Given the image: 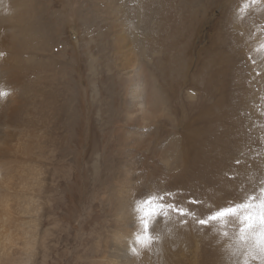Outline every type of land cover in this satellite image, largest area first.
Here are the masks:
<instances>
[{
  "label": "rangeland",
  "instance_id": "374dc122",
  "mask_svg": "<svg viewBox=\"0 0 264 264\" xmlns=\"http://www.w3.org/2000/svg\"><path fill=\"white\" fill-rule=\"evenodd\" d=\"M79 1L83 3L81 7L70 1L73 6L69 5L62 10L60 5L63 1L56 0L54 13L50 11L53 24L57 25L61 21V12L65 19L63 37L66 41L53 49L54 54L56 57L61 56L71 60L67 62V68L63 73L64 82L61 84L60 80L59 89L55 90L56 96L61 100L60 93L64 91V100L75 97L73 103L78 106L74 105L72 109L78 114L77 121L82 120L78 124L74 121L75 127L68 155L69 163L74 157V163L70 164L72 168L70 172L73 175L61 188V192H58L59 198L66 194L65 200L57 210L56 216H61L59 225L52 223L49 217L48 222L52 224L45 227L52 229L48 231L53 238V242L49 244H61L58 250L66 249L67 255H61L56 251L53 254L49 253L51 256L49 259L57 256L58 264L104 263L106 256L111 252L108 237L116 224L112 214L118 212L120 203L117 200L121 189L115 184L117 180L132 175L137 187L134 186L135 193L130 197L128 204H125L127 214L130 216L129 222L132 220L137 223L135 217H131L132 199H141L146 206L149 199L154 205L164 206L163 211L158 207L146 217L148 228L146 231L141 230V234L147 238L145 241H147L146 251L149 253V259L140 260L141 262L137 264L144 262V264H164L163 261L168 259L171 263L166 261L165 264H221L218 245L215 243L217 238L208 234L209 224L212 221L198 225L199 220L204 217L207 220L209 216L215 214V211L222 210L225 206L236 207L238 212L232 215L231 219L239 232V229L245 227L241 219L244 215L251 214L258 217L264 211L261 208L264 204V17H261L264 14V0ZM72 7L75 10L79 9L78 14L72 13ZM75 23L79 31L73 27ZM131 27L137 28L140 32L131 31ZM113 28H117V31L122 29L123 34L130 39L122 44V52H119L118 39ZM57 39L55 36L56 42ZM80 39L82 43L79 46L74 45ZM75 51H79L77 55ZM132 62L144 63L147 72L151 71L149 72L151 77L153 79L158 77L157 85H160L158 89L165 110L163 118L156 122L157 127L155 125L153 127V123L145 121V118L139 119V124L131 123L132 121L129 120L126 125H122L130 131V141L141 136L144 130L138 128L141 123L149 127L148 132L151 135V138L143 139L144 145L140 146L139 150L133 152L129 149V155L133 152L129 157L133 163L130 162V166H126L125 157L128 154L124 151V156L120 157L123 133L122 126L119 127L118 122H122L125 117L121 111L123 102L121 100L129 98H125L126 92L120 82L126 78V68ZM211 62L214 63L212 67ZM24 66L25 86L34 92L37 88V71L32 70L26 62ZM91 66L94 67L95 72L91 70ZM56 82L58 80H54L55 86ZM94 83L97 84L98 97H94ZM208 93L213 96L210 98ZM45 107L48 109V104H45ZM67 109L70 110L71 106ZM53 128L52 126L50 138L43 148L49 160L41 164L45 171L62 177L65 173L63 162L56 164L55 159H52L57 138ZM175 153L181 156V160ZM78 154L82 156L78 158ZM162 156L165 157L164 160ZM97 159L100 162L102 176L101 179L93 180L92 178H95L93 165L96 164ZM169 159L171 161H167ZM112 160L116 165H113L116 179L115 184L111 181L108 185L102 182L106 179L107 168L104 171L102 168L106 162L110 163ZM168 162L173 164L170 165ZM55 184L50 185L52 189L55 188ZM105 197L110 200L109 204L105 203ZM190 199L195 200L192 202ZM204 199L206 200L203 201ZM111 200L116 205H113ZM240 205H250V207L240 208ZM173 206L176 208L174 209ZM189 206L192 208L190 209ZM181 211L187 214L185 215L184 212V216L179 214ZM196 215L199 220L195 219ZM174 220L178 222L175 223ZM182 220L186 221L185 224ZM192 220L198 222L197 225L195 222L192 223ZM171 221L175 227L170 224ZM188 222L190 223L186 226ZM180 224L190 231H185L186 234L184 233L181 238L186 237L184 241L190 239L191 242L177 241L182 229L185 230ZM171 225L172 229H169ZM191 228H194L193 231ZM198 230L200 233L197 234ZM173 231H176L177 235ZM157 233L160 234V239L153 238ZM170 234L175 236L171 239L174 240V244L169 240ZM201 237L207 242L203 243Z\"/></svg>",
  "mask_w": 264,
  "mask_h": 264
},
{
  "label": "bare ground",
  "instance_id": "6f19581e",
  "mask_svg": "<svg viewBox=\"0 0 264 264\" xmlns=\"http://www.w3.org/2000/svg\"><path fill=\"white\" fill-rule=\"evenodd\" d=\"M61 1H63V3L60 5V7L63 8L62 10H65L69 5L73 6V4H75L78 6H80V5L82 6V4H83V3H80L79 0H61ZM70 1L73 2V4H71ZM258 3H260V2L258 1ZM56 6H57L56 0H0V53H3V56H0V92H3V95H0V264H58L56 262V260H58L57 256H54L52 259H49V257L51 258V256H49V253L53 254L57 251V253H60L61 255H64V256L67 255L66 249H65V251H59L58 250V248L60 247L61 244H58V245L49 244V243L53 242V238H52L51 234L48 232L49 230H52V229H45V227L47 225H50L52 223H56L58 226L59 222H60L59 219L61 216L60 217L56 216L57 210L62 205L63 200H65L66 194L64 196H62L61 198H59L58 192H61V190H62L61 188L64 186L65 183H68L67 182L68 179L71 180L72 175H73L70 172L72 170L70 164L74 163L73 162L74 157L71 158L70 163H69L68 155L70 154L69 149H70L71 144H72L71 143L72 138H73L72 133H73L74 127H75L74 121H77L76 116L78 115L77 113L75 114L73 112V109H72L74 105H77V104L73 103V100L75 99V97H71L69 99L64 100V96H65L64 91H62V93H60L62 95L61 100L58 98L59 96L58 97L56 96L55 90H56V88L59 89V86H58V84H60L59 81L61 80V84L64 82L63 73H64V70L67 68V62H71V60H69L65 57H61V56L56 57L54 54V51H53V49H55L57 47V45L64 44L66 41V39L63 37L65 34V32H64V30H65L64 14L61 12L62 16L61 15L60 16L62 18H61V21L59 23H57V25H55V23L53 24V22L51 21L50 11L52 10L54 13V7H56ZM72 10H73V12H72L73 14H78L77 11L79 9L75 10L72 7ZM82 11H81V13H83ZM239 17H241V16H239ZM261 17H264V14H262ZM233 24H231V25H233ZM74 25L75 26H73V27L75 28V30L79 31L78 25L76 23ZM158 28H160V27H158ZM116 29H114V30H115V34L117 35L118 44H119V52H120L122 44H125L130 39H128L129 38L128 36L123 34L122 29H120L119 31H117ZM131 31H137V33L140 32V31L138 32V29L135 27H131ZM143 32L145 33L147 31H143ZM55 36H57L58 42L55 41ZM140 37H141V35H140ZM81 43H82V41L80 39L74 45L79 46V44H81ZM147 51H149V49H147ZM78 52L79 51H75L76 55L78 54ZM256 52L257 53L259 52L258 49L256 50ZM131 60H133V59H131ZM25 62L31 67L32 70L37 71V77L36 78H38V81L36 82L37 88H36V90H34V92L33 91L31 92V90H29L25 86V83H24V79H25L24 63ZM208 62H209V60H208ZM220 63H222V62H220ZM203 64H205V63H203ZM213 64L214 63L211 62L210 66L212 67ZM203 67H205V66H203ZM217 67H219V66H217ZM148 68H149V66H148ZM126 69H127L126 73H125L126 78L122 79V82H120V83L122 85L123 90H125V92H126V93H124L125 98L128 97L129 99H124V100L122 99L121 100V101H123L121 103V111H122V114L125 115V117L123 118L122 122H118V124L120 125L119 127H121L123 124L126 125L129 122V120L132 121L131 123L139 124V119H141V118H145V121H150L151 123H153V127H155V126L157 127L156 122L158 120H160L161 118H163L162 115H164V110H165V106H164L160 91L158 89V87H160V85L159 84L157 85V78L158 77H155L153 79L150 75L151 71H149L150 73L147 72L148 69L144 63L138 64V62H132V64H130L129 67ZM91 70L93 72L96 71L94 69V67H92V66H91ZM74 71L75 70L73 69V72ZM54 80H58V82H56V86L53 84ZM97 80H98V77H97ZM93 89H94V97L95 96L98 97L99 93H98L96 83L93 84ZM99 90H100V88H99ZM208 95L210 98L213 96L210 93H208ZM191 98H194V97L191 96ZM221 98H219V99H221ZM52 101H53V103H52ZM45 104H48V107H49L48 109L45 107ZM129 105L131 107H128ZM68 106H71L72 110L71 109L68 110L67 109ZM75 110H77V107ZM129 117H130V119H128ZM81 120L79 119L80 123H81ZM79 121H77V124L79 123ZM52 126L54 127L53 130H54L55 134L57 135L55 147H54V150L52 152V154H53L52 159H55L56 164L63 162V164L65 166V173L62 177L61 176H54V173L49 172V171L48 172L45 171L42 168V164H41V163L44 164V162H47L49 160V157L44 154L43 148L45 147L47 141L50 138ZM77 127L80 129L79 126H77ZM138 128L144 129L141 133V136L137 137L136 139L133 138L134 140L130 141V139H129L131 137L130 131L126 130V128L123 126L121 127L122 133H123V138H122V142H121L122 152H120V157L124 156V153H123L124 151L126 154H128L129 149H131L133 152H135L137 149L139 150L140 146L144 145L142 143L143 139L144 138H151L150 132H148L149 127H145V123H141L138 126ZM56 147H58V149H56ZM156 148H158V147H156ZM182 149H184V148H182ZM158 151L160 152V150H158ZM195 151H192V152H195ZM107 152H108V150H107ZM132 153L130 155L128 154V156L125 155L126 156L125 159H127V161L125 163L126 166H130L129 165L130 162L133 163V161L131 159H129V157L132 155ZM197 153H198V151H197ZM175 154L179 157V160H181V156L178 153H175ZM107 155H108V153H107ZM81 156L79 155L78 158ZM194 156H195V154H193V157ZM194 158H196V157H194ZM199 158H200V156H199ZM162 159L164 160L165 157L162 156ZM173 159L176 161L175 155H173ZM192 160H193V158H192ZM167 161H171V159H169ZM99 163L100 162L97 159L96 164L93 165V171H94L93 173H95V175H93V176H95V178H92L93 180H98L97 178L101 179L102 171L100 170V164ZM171 164H173V163H171ZM196 164H198V163H196ZM113 165L116 166L114 163V160H112L110 163L106 162V164L102 168L103 171L105 168H107L106 179H103L102 182L104 181L108 185L110 184L111 181L115 184L116 171H115V173H113V171H114ZM125 165L123 166V168L125 167ZM172 166H174V165H172ZM175 167H176V165H175ZM179 168H180V166H179ZM167 169H168V167H167ZM81 171H83V170H81ZM184 171L182 170V172H184ZM146 173H148V172H146ZM151 175H153V174H151ZM147 176H149V175H146V177ZM151 177H153V176H151ZM79 178H80V176H79ZM86 180L88 181V179H86ZM145 180H147V179H145ZM150 180L151 179H149V181ZM134 181H135L134 177L132 175L131 176L128 175L127 177H124V179L117 180V182L115 184L116 187L121 189L120 190L121 192L119 191L120 194H119L118 200H117L120 203L118 205V212H115L116 211L115 210L114 211L115 213L112 214L116 224L113 227L112 232L110 233V235L108 237L111 252H109L110 255L106 256V259L104 260L103 264H137L140 260H142V261L147 260L148 261V259H149V253L146 251V248H147L146 242L147 241L144 240L145 242H143V244H140V243H137V241L135 239L136 235L141 234L142 229L134 221L131 220L129 222L130 216H129V214H127V210L125 209L126 208L125 204L129 201L130 197L135 193L134 186L137 187V185ZM54 183H56L55 188L52 189L51 184H54ZM70 183H72V182H70ZM79 183H80V181H79ZM98 183H100V182H98ZM192 183H194V182H192ZM192 185H194V184H192ZM146 186H148V185H146ZM168 187H169V185H168ZM171 187H172V185H171ZM192 187H194V186H192ZM161 188H162V186H161ZM234 188H236V187H234ZM229 189H228V191H229ZM116 191H118V190H116ZM72 194H73V192H72ZM166 194L164 196H166ZM175 194L177 196V192H175ZM219 194H222V193H219ZM112 195H113V193H112ZM218 198H219V195H218ZM170 199H171V197H170ZM167 200H166V202H168ZM194 200H191V201L193 202ZM205 200L206 199H204L203 201H205ZM172 202H174V200ZM105 203H107V204L110 203V200L107 197H105ZM111 203L113 205H116V203H114L112 200H111ZM185 203H186V201H185ZM187 203H189V202H187ZM194 203H196V202H194ZM200 203H202V202H200ZM209 203H210V201H209ZM174 205H176V204H174ZM219 205L221 206V204H219ZM204 207H206V206H204ZM225 207H227V206H225ZM173 208L175 209L176 207L173 206ZM180 208L182 209V205L180 206ZM184 208H186V207H184ZM189 208L191 209L192 207L189 206ZM115 209H117V208H115ZM177 209H179V208H177ZM187 209H188V207H187ZM202 209H203V207H202ZM179 210H177V211H179ZM184 211H182V212H184ZM201 211H203V210H201ZM209 212H210V210H209ZM184 213H185V215L187 214L186 212H184ZM91 214L93 215V213H91ZM170 215L172 216V214H170ZM199 215H200V213H199ZM70 216H71V214H70ZM132 216H134V215L132 214L131 217ZM174 216L175 215L173 214V217ZM49 217L51 218L52 223L48 222ZM187 217H188V215H187ZM176 218H178V217L176 216ZM192 219L194 220V218H192ZM195 219H197V215H196ZM204 219H205V217H204ZM97 220H98V218H97ZM111 220H113L112 217H111ZM193 220H192V223L195 222V221L193 222ZM197 220H199V218ZM174 222H175V220H174ZM176 222H178V221H176ZM183 222H180V223H183ZM185 222H184V224H185ZM189 223L190 222H188V224H186V226L189 225ZM197 223L195 222L196 225H197ZM69 224H70V222H69ZM170 224L173 225V222ZM65 225H67V224H65ZM168 225L169 224H167V226ZM172 225L170 226L171 228H169V229H172ZM198 225H200V223ZM157 227H158V225H157ZM173 227H175V226L173 225ZM180 227H184V225H181ZM180 227H179V229H180ZM191 227H192V225H191ZM196 228H198V226ZM184 229H185V227H184ZM187 229H189V228H187ZM187 229H185V230L182 229L181 232H180L181 229L178 230L180 232V236L177 239V241L178 240L181 242H182V240L184 241V239L186 237H184V238H181V237L183 236L185 231H189ZM193 229H192V231H193ZM170 231H172V230H170ZM176 231H173V232L176 233ZM166 232H167V230H166ZM173 232H171V233L174 235ZM198 232H199V230L197 231V234H198ZM194 233H196V232H194ZM173 235L170 234L171 237L169 239L170 241H172V243L174 240H171V239H173L172 237H175ZM175 235H177V233ZM195 236H194V238H195ZM206 236L204 233V237H206ZM187 238H189V237H187ZM201 238L203 239V237H201ZM207 238L209 239V237H207ZM82 239H84V238H82ZM189 240H187L188 242L187 241H184V242H186V243L191 242ZM66 241H68V240H66ZM177 241L175 240V242H177ZM193 241H197V240H193ZM209 241H210V239H209ZM165 242H167V239L165 240ZM204 242L206 243L207 241L204 240L203 243ZM163 243H164V241H163ZM69 244L71 245V243H69ZM170 245H171V243H170ZM181 245H179V246H181ZM195 245H197V244H195ZM83 246H84V244H83ZM106 246H108V245H106ZM93 247H94V245H93ZM171 247H172V245H171ZM183 247H182V251H183ZM84 249H85V247H84ZM91 249H93V248H91ZM96 250H97V248H95V251ZM133 250H135L134 254H133ZM167 251L170 252L168 249H167ZM167 251H165V252L167 253ZM184 252H183V254H184ZM204 252L206 253V251H204ZM174 253H175V251H174ZM176 253H177V249H176ZM160 254H162V256H163V253L160 252ZM85 256H86V254H85ZM162 256H160V257H162ZM103 258H104V256H103ZM171 258H173V257H171ZM200 258H201V256H200ZM162 260H163V258H162ZM172 260H174V259H172ZM166 261L170 262L169 259ZM175 261H176V259H175ZM165 262L163 261L164 264H165ZM99 263H101V262H99Z\"/></svg>",
  "mask_w": 264,
  "mask_h": 264
},
{
  "label": "clouds",
  "instance_id": "9594fccd",
  "mask_svg": "<svg viewBox=\"0 0 264 264\" xmlns=\"http://www.w3.org/2000/svg\"><path fill=\"white\" fill-rule=\"evenodd\" d=\"M158 207L163 211V205H154L150 199L147 201V206L141 199L131 201L130 211L143 231H146L148 228L146 217L156 211ZM226 208L228 207L223 209ZM261 208L264 209V204L261 205ZM220 211L217 210L215 213ZM231 216H221L209 224V235L217 238L215 243L218 245L221 264H264V241L259 236L264 225L260 224L257 219L255 225L242 234L240 229L237 232L236 225ZM153 238L160 239L161 236L157 233ZM135 239L137 243L143 244L146 237L143 234H139L136 235ZM134 253L135 250H133Z\"/></svg>",
  "mask_w": 264,
  "mask_h": 264
},
{
  "label": "snow or ice",
  "instance_id": "6c2138e0",
  "mask_svg": "<svg viewBox=\"0 0 264 264\" xmlns=\"http://www.w3.org/2000/svg\"><path fill=\"white\" fill-rule=\"evenodd\" d=\"M0 56H3V53H0ZM0 95H3V92H0ZM240 208H245V207H250V205H240ZM238 212V208L236 207H228L226 209H222L220 212L215 213L214 215H211L208 217V219H200L199 223L201 225H205L207 224L209 221H214L217 218L224 216V215H235ZM181 215H183L184 213L181 211L180 213ZM242 221L245 223V227H242L240 229L241 233L243 234L246 230L252 228L255 223L257 222V219L259 220V223L264 225V212H262L259 217H255L251 214L249 215H244L242 218ZM260 239L262 241H264V228L261 229V232L259 234Z\"/></svg>",
  "mask_w": 264,
  "mask_h": 264
}]
</instances>
